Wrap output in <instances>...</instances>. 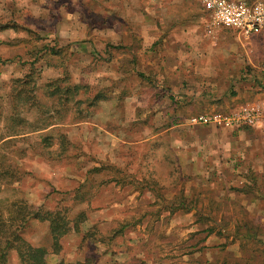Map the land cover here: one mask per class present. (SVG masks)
I'll list each match as a JSON object with an SVG mask.
<instances>
[{
    "label": "rangeland",
    "instance_id": "obj_1",
    "mask_svg": "<svg viewBox=\"0 0 264 264\" xmlns=\"http://www.w3.org/2000/svg\"><path fill=\"white\" fill-rule=\"evenodd\" d=\"M208 24L196 0H0V250L19 236L46 264H264V123H187L252 102L238 85L259 77L190 72H264V34ZM56 79L77 86L64 105ZM31 211L67 221L57 249Z\"/></svg>",
    "mask_w": 264,
    "mask_h": 264
},
{
    "label": "built area",
    "instance_id": "obj_2",
    "mask_svg": "<svg viewBox=\"0 0 264 264\" xmlns=\"http://www.w3.org/2000/svg\"><path fill=\"white\" fill-rule=\"evenodd\" d=\"M208 19L206 28H222L238 37L248 38L264 30V0H196ZM189 125H215L239 129L264 123V110L246 104L229 113L199 114L188 118Z\"/></svg>",
    "mask_w": 264,
    "mask_h": 264
},
{
    "label": "trees",
    "instance_id": "obj_3",
    "mask_svg": "<svg viewBox=\"0 0 264 264\" xmlns=\"http://www.w3.org/2000/svg\"><path fill=\"white\" fill-rule=\"evenodd\" d=\"M29 75L25 77V79L22 81L23 85H28L29 82L27 81ZM62 81V79H56L53 81H50L46 87H51L52 89L48 90L49 97H60L59 95H62L57 102H61L63 105L66 104V102H69V100L76 95L77 93V86H67L65 88H60L59 83ZM22 92V91H20ZM18 92V94L20 93ZM53 124L51 122H48L45 124V128L51 127ZM48 137V136H46ZM45 137V138H46ZM28 219L30 220H39V221H47L49 223V236L52 242V245L57 249L58 247V240L65 236L69 231L70 228L68 227L67 221L64 220L61 216H59L56 212H45L40 213L39 211H31L28 214ZM16 244L14 247L10 243L6 242L5 246L6 248H3V250H0V264L6 263V253L5 249L14 250L17 254L18 263L17 264H46L47 256L49 254L48 250L45 247H33L26 243V241L21 240L19 236H14L12 239V244Z\"/></svg>",
    "mask_w": 264,
    "mask_h": 264
},
{
    "label": "crops",
    "instance_id": "obj_4",
    "mask_svg": "<svg viewBox=\"0 0 264 264\" xmlns=\"http://www.w3.org/2000/svg\"><path fill=\"white\" fill-rule=\"evenodd\" d=\"M262 34H264V30L261 31L259 34H256L254 36H258V35H262ZM190 73L192 75L194 73L195 76H197L201 79H203V77H207V76H214V77L222 76L223 77V76H228V75L235 76V75H244L245 74L244 76H247L249 79L254 77L253 81L256 82V79H257L256 77H259V79L262 80V85H263L261 88L252 89L249 85L246 86V88H245V85H241V86L238 85V90H240L239 96H241V98L252 99V102H249L250 104L254 103V104L260 105L264 110V72H190ZM177 74H178V72H177ZM169 86L173 87V89L175 91H177V89H180V87H181L175 81L170 82ZM248 91H250V92H248ZM238 107H240V106H238ZM235 110H236V108H235Z\"/></svg>",
    "mask_w": 264,
    "mask_h": 264
}]
</instances>
